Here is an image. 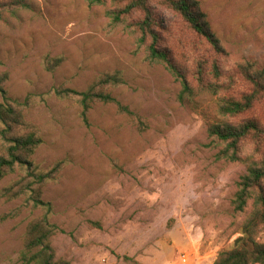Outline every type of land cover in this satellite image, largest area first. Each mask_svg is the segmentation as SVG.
Returning a JSON list of instances; mask_svg holds the SVG:
<instances>
[{
  "label": "rangeland",
  "instance_id": "1",
  "mask_svg": "<svg viewBox=\"0 0 264 264\" xmlns=\"http://www.w3.org/2000/svg\"><path fill=\"white\" fill-rule=\"evenodd\" d=\"M130 1L0 0V77L6 76L0 88L21 104L24 122L41 139L29 158L33 165L46 173L60 163L40 186L41 200L52 206L50 222L63 231L51 240L57 259L213 264L233 247L253 209V199L243 212L231 205L247 166L220 158L224 145L208 136L209 126L220 120L215 97L202 94L181 105L179 81L148 60L146 45L131 27L144 12L133 9L112 22L108 13ZM195 1L224 54L215 56L165 0H150L158 46L194 86L196 62L217 57L220 82L232 77L223 94L240 98L252 89L240 68L264 71V0ZM113 71L121 72L124 83L105 92L139 115L148 125L144 131L113 104H94L85 125L76 98L55 94L85 91L100 74ZM205 78L212 80L210 68ZM246 119L264 129V100L228 120L238 125ZM4 145L0 136V155ZM263 156L264 135L259 144L251 138L241 142L240 159ZM21 176L17 169L0 178V191ZM24 199L0 197V264H20L26 225L42 215ZM11 211L17 215L1 219ZM255 240L264 244V228Z\"/></svg>",
  "mask_w": 264,
  "mask_h": 264
},
{
  "label": "trees",
  "instance_id": "2",
  "mask_svg": "<svg viewBox=\"0 0 264 264\" xmlns=\"http://www.w3.org/2000/svg\"><path fill=\"white\" fill-rule=\"evenodd\" d=\"M150 0H132L120 11L109 12L112 22L121 21V16L129 14L133 9H141L144 17L131 27L138 34V42L146 45L147 58L153 63L165 66L179 81L181 90L177 100L181 105L191 104L202 94L215 97L217 112L220 120L212 123L208 128V136L217 144L224 145L220 158L228 161H240L246 164V172L240 178L237 192L231 201L235 212H243L249 199H253V209L241 226V235L234 241L232 248L221 251L213 264H264V244L255 240V236L264 228V156L259 161L249 158L240 159V144L247 138H251L259 144L264 129L254 119H246L238 125L229 122V118L244 115L249 112L256 102L264 100V71H250L251 65L242 66L241 74L252 86L251 91L243 94L240 98L223 94L232 83L229 77L226 83L220 82L222 70L217 57L224 54L223 46L218 38L211 32L205 15L199 10L195 0H165L167 5L179 15L187 26L201 37L211 52L217 56L210 62L200 59L196 62L193 72L197 86L192 85L187 77L178 69L168 56L166 50L158 45L161 35L153 27L151 13L147 3ZM102 0H89L90 5H98ZM19 4H22L19 2ZM60 62V59L55 60ZM209 65V66H208ZM210 68L211 81L206 80L207 69ZM6 76L0 77V85ZM124 83L121 72L113 71L100 74L93 85L85 91L59 89L56 96L75 97L80 107V119L88 125V112L96 103L113 104L119 114L129 117L141 131L147 128V123L135 112L130 110L105 92L107 87H115ZM3 102L0 103V136L4 141V151L0 155V178L15 173L20 169L25 173L17 181L3 188L0 197L13 200L25 197V205L30 210L42 212L41 216L33 218L26 225L25 239L19 253L20 264H70L67 260L57 259L51 246L52 238L63 231L51 223L49 216L52 206L44 202L40 197V186L56 172L60 163H57L50 171L43 173L37 170L29 160L34 150L41 144V139L29 128L23 120V116L17 107L21 104L16 100L6 97L0 88ZM25 128L24 134L16 131ZM16 211H11L1 217L2 220L13 218Z\"/></svg>",
  "mask_w": 264,
  "mask_h": 264
}]
</instances>
